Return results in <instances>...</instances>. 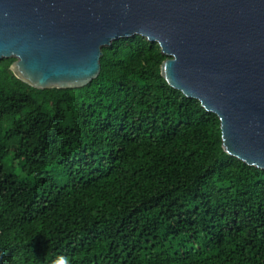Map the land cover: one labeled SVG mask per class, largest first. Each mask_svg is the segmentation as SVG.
I'll use <instances>...</instances> for the list:
<instances>
[{"label": "trees", "instance_id": "obj_1", "mask_svg": "<svg viewBox=\"0 0 264 264\" xmlns=\"http://www.w3.org/2000/svg\"><path fill=\"white\" fill-rule=\"evenodd\" d=\"M135 34L79 88L0 59V264H264V169Z\"/></svg>", "mask_w": 264, "mask_h": 264}, {"label": "water", "instance_id": "obj_2", "mask_svg": "<svg viewBox=\"0 0 264 264\" xmlns=\"http://www.w3.org/2000/svg\"><path fill=\"white\" fill-rule=\"evenodd\" d=\"M135 34L170 86L215 113L223 150L264 169V0H0V59L39 88H79Z\"/></svg>", "mask_w": 264, "mask_h": 264}]
</instances>
